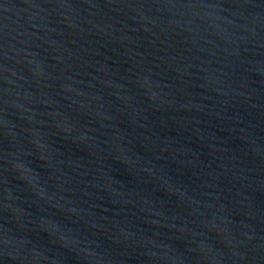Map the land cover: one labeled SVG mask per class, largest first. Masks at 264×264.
<instances>
[{"label":"water","instance_id":"water-1","mask_svg":"<svg viewBox=\"0 0 264 264\" xmlns=\"http://www.w3.org/2000/svg\"><path fill=\"white\" fill-rule=\"evenodd\" d=\"M0 264H264V0H0Z\"/></svg>","mask_w":264,"mask_h":264}]
</instances>
